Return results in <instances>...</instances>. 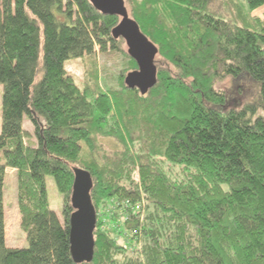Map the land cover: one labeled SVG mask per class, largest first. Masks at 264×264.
Masks as SVG:
<instances>
[{"label": "trees", "instance_id": "16d2710c", "mask_svg": "<svg viewBox=\"0 0 264 264\" xmlns=\"http://www.w3.org/2000/svg\"><path fill=\"white\" fill-rule=\"evenodd\" d=\"M125 2L159 50L145 96L125 84L138 66L112 36L119 17L89 0H0V264H76L75 169L92 177L97 214L94 258L82 264H264V19L245 14L264 0ZM97 49L127 64L112 86L81 89L65 65ZM227 80L254 84L258 97L231 106L219 87ZM27 121L36 146L25 144ZM111 139L121 148L109 149ZM169 166L187 175L174 178ZM136 168L142 188L133 190L121 182ZM8 169L18 175L26 248L6 242ZM47 177L63 195L62 220ZM107 204L129 214L126 233L144 237V262L101 229Z\"/></svg>", "mask_w": 264, "mask_h": 264}, {"label": "rangeland", "instance_id": "374dc122", "mask_svg": "<svg viewBox=\"0 0 264 264\" xmlns=\"http://www.w3.org/2000/svg\"><path fill=\"white\" fill-rule=\"evenodd\" d=\"M127 9L129 4L125 2ZM248 19L251 20H263L264 10H257L252 12H247ZM122 48L127 52L126 43L122 45ZM126 57L119 52L112 50L107 51L102 54L99 53L97 49L96 54L90 57H85L83 59L68 61L65 65L67 72L72 75L76 84L84 89L86 86H100L104 89V82H108L110 86L115 83H111V74L117 73L123 69V63H125ZM159 67V66H158ZM164 69L167 68L166 63L161 66ZM105 69V71H102ZM161 69V68H160ZM97 71L99 73L98 79H96ZM132 72V71H130ZM128 72L127 75L130 73ZM126 75V76H127ZM98 80V81H97ZM97 81V82H96ZM220 88L223 89L228 94L231 106L236 107L239 105H245L254 101L258 96V88L254 84L245 82L243 86L240 83H232L230 80L222 83ZM150 92V91H149ZM2 95L3 87L0 85V129H1V108H2ZM25 131L29 132L32 136L30 138H25V144H30L36 146L37 142L33 134V126L30 122H25L23 125ZM105 144L109 149H120L121 146L114 140H106ZM171 173L174 178H185L186 172L182 167H172ZM166 170V169H165ZM176 174V176L174 175ZM122 185L131 188L133 190L141 187V178L139 174V169H135L134 173L131 175L129 182L123 180ZM132 184V185H130ZM18 175L17 171H12V169L7 170V176L5 180V221L7 219L8 226V241L7 245L12 248H26L28 247L27 235L21 228V213L18 203ZM142 188V187H141ZM47 189L48 196L51 205V209L57 214V216L62 220V206H63V195L58 191L56 183L52 177H47ZM100 224L102 230H107L112 238L118 245L125 246V256L140 259L144 262V250H145V239L140 236H132L130 233H126V228L124 227V222L129 220V214L126 215L123 212H119L118 216H114V212L111 211L110 206L107 204L106 208L102 210ZM5 233H6V223H5Z\"/></svg>", "mask_w": 264, "mask_h": 264}, {"label": "water", "instance_id": "95a60500", "mask_svg": "<svg viewBox=\"0 0 264 264\" xmlns=\"http://www.w3.org/2000/svg\"><path fill=\"white\" fill-rule=\"evenodd\" d=\"M92 6L105 16H117L120 23L112 30L115 40L123 39L129 56L138 69L125 78L126 86L137 89L145 96L158 82L155 64L159 53L157 46L141 31L137 22L130 17L125 0H89ZM93 180L89 172L75 169V181L71 203L75 210L70 220L71 255L76 264L90 263L95 253V229L97 214L91 199Z\"/></svg>", "mask_w": 264, "mask_h": 264}, {"label": "crops", "instance_id": "0c3cea01", "mask_svg": "<svg viewBox=\"0 0 264 264\" xmlns=\"http://www.w3.org/2000/svg\"><path fill=\"white\" fill-rule=\"evenodd\" d=\"M12 171H14V170H12ZM5 223H6V242L8 241V226H7V219H6V221H5ZM12 248V247H11Z\"/></svg>", "mask_w": 264, "mask_h": 264}]
</instances>
